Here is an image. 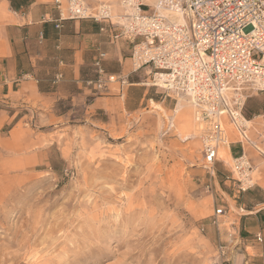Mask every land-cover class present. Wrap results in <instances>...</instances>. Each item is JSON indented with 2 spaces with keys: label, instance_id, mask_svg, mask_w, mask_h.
Listing matches in <instances>:
<instances>
[{
  "label": "rangeland",
  "instance_id": "1",
  "mask_svg": "<svg viewBox=\"0 0 264 264\" xmlns=\"http://www.w3.org/2000/svg\"><path fill=\"white\" fill-rule=\"evenodd\" d=\"M146 72L143 86L129 75L125 110L91 116L63 100L58 118L24 109L0 128V264H228L237 237L228 194L240 196L226 181L231 157L209 167L207 125ZM247 103L264 112V93Z\"/></svg>",
  "mask_w": 264,
  "mask_h": 264
},
{
  "label": "built area",
  "instance_id": "2",
  "mask_svg": "<svg viewBox=\"0 0 264 264\" xmlns=\"http://www.w3.org/2000/svg\"><path fill=\"white\" fill-rule=\"evenodd\" d=\"M54 5L57 28L67 19L107 23L113 40L131 41L133 72L146 69L151 85L189 98L196 120L207 125L202 137L209 167L220 160L221 146L232 144L230 124L243 151L231 154L232 176L226 181L239 192L255 187L256 167L244 148L254 147L264 160V112L249 118L245 111L250 92L264 93V0H116L96 7L54 0ZM106 58L98 50L96 77L85 84L95 92H109L112 84L122 91L131 84L129 76L106 72ZM254 122L260 125L259 143L251 137ZM225 213L224 206L218 208L213 223Z\"/></svg>",
  "mask_w": 264,
  "mask_h": 264
},
{
  "label": "crops",
  "instance_id": "3",
  "mask_svg": "<svg viewBox=\"0 0 264 264\" xmlns=\"http://www.w3.org/2000/svg\"><path fill=\"white\" fill-rule=\"evenodd\" d=\"M13 1L20 2L18 11L11 0H0V128L7 122L22 120L27 116L24 109L35 115L58 118L53 108L63 100H69L71 105H86L91 116L111 113L116 105L125 110L128 100L125 88L121 91L117 84H112L111 90L104 93L85 84L88 72L96 76L93 62L98 50L107 52L103 61L106 72L130 75L134 85L148 84L142 82L145 70L133 72L131 41L113 40L107 23L67 19L57 28L54 0ZM101 1L104 0H86V4L96 7ZM259 128L254 122L251 137L258 143ZM228 132L232 144L221 146L222 159H226L223 147L232 155L243 151L230 124ZM244 152L254 162L264 161L252 146H245ZM239 193L240 196L228 194L234 202L229 207L235 209L237 231L228 264H264V184Z\"/></svg>",
  "mask_w": 264,
  "mask_h": 264
},
{
  "label": "trees",
  "instance_id": "4",
  "mask_svg": "<svg viewBox=\"0 0 264 264\" xmlns=\"http://www.w3.org/2000/svg\"><path fill=\"white\" fill-rule=\"evenodd\" d=\"M11 2H12V7L15 9V10H19L20 9V6L18 5V4H16L13 0H11ZM96 76H95V74H94V76L91 78V77H89V79H93V78H95ZM260 111H263V109H259L258 107H256V106H248V103H247V106H246V115H247V117H249V118H251V116L253 115V114H259L260 113Z\"/></svg>",
  "mask_w": 264,
  "mask_h": 264
},
{
  "label": "bare ground",
  "instance_id": "5",
  "mask_svg": "<svg viewBox=\"0 0 264 264\" xmlns=\"http://www.w3.org/2000/svg\"><path fill=\"white\" fill-rule=\"evenodd\" d=\"M182 101H183V98H180V99H179V103H178V108H179V109H182L183 107H185V104H183ZM181 116H182L184 119H186V120L189 121V114H188L187 111L183 110V112L181 113ZM224 154H225V155H228V156H231L230 151H229V149H228L227 147H223V155H224ZM219 157H220V156H219ZM231 159H232V157H231ZM224 160L226 161V163L230 161L229 159H225V158H224Z\"/></svg>",
  "mask_w": 264,
  "mask_h": 264
}]
</instances>
